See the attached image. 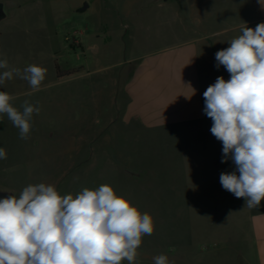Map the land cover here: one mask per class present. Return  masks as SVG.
<instances>
[{"label":"rangeland","instance_id":"1","mask_svg":"<svg viewBox=\"0 0 264 264\" xmlns=\"http://www.w3.org/2000/svg\"><path fill=\"white\" fill-rule=\"evenodd\" d=\"M151 1L60 0L16 17L14 31L0 38V59L21 70L42 66L47 74L41 90L30 96L28 82L18 77L0 85L16 97L17 108L28 100L41 109L33 114L27 139L0 114V147L7 153L0 159V184H52L61 196L74 198L84 188L109 185L153 217L154 232L142 236L135 264H154L162 253L170 264H227V254L234 255L244 241L227 246L237 234L222 236L216 217L206 211L207 166L191 154L206 142H221L210 131L211 118L143 131L117 116L120 72L132 46L141 52L168 46L186 26L198 24L189 18L195 0ZM84 2L90 3L88 11L75 13ZM206 2L199 3L206 14L200 27L216 32L241 21L236 0ZM113 115L117 122L107 126Z\"/></svg>","mask_w":264,"mask_h":264},{"label":"clouds","instance_id":"2","mask_svg":"<svg viewBox=\"0 0 264 264\" xmlns=\"http://www.w3.org/2000/svg\"><path fill=\"white\" fill-rule=\"evenodd\" d=\"M241 33L215 53L216 67L224 66L230 79L219 76L207 88L203 111L223 144L221 162L235 164L220 174L222 187L253 209L264 200V23L254 29L244 23ZM0 70V85L18 77L28 82L29 96L41 90L47 74L35 64L10 67L7 59H0ZM15 99L0 91V114L27 139L41 109L28 100L17 108ZM6 158L0 147V159ZM153 232V217L109 185L84 188L74 198L52 184H30L19 197L0 199V264H135L142 236ZM153 261L170 264L163 253Z\"/></svg>","mask_w":264,"mask_h":264},{"label":"crops","instance_id":"3","mask_svg":"<svg viewBox=\"0 0 264 264\" xmlns=\"http://www.w3.org/2000/svg\"><path fill=\"white\" fill-rule=\"evenodd\" d=\"M58 1L0 0L6 14L0 22V38L14 31L12 28L16 17L30 13L39 5ZM167 1L152 0L151 3L164 5ZM228 1L231 3L234 0ZM236 2L237 15L241 21L233 26L216 32L200 27L206 17L201 9L207 2L195 0L191 4L189 18L198 24H195V28L186 26L184 32L176 34L173 44L153 49L146 46L142 52L140 47L133 45L130 58L120 72L116 102L118 119L122 118L124 124L136 125L143 131L184 125L190 127L194 123L207 121L209 117L203 111V93L216 82L217 77L230 79L224 66L216 67L215 53L228 48V42L242 34L244 23L253 29L264 23V0ZM216 36H220V39L215 40ZM2 46L0 43V48ZM116 122V116L113 115L107 126ZM105 131H98V139ZM190 144L195 145V142ZM204 145V150L193 149L191 154L197 158L196 161L204 162L207 166L206 196L209 204L206 211L218 220L215 225L219 224L222 236L233 232L237 234L235 238L232 236L227 240L228 247L232 243L244 241L243 246L240 243L236 245L234 255L227 254V264H264V200L258 208L250 209L245 207V198H236L225 190L220 183V174L234 171L235 164L231 160L221 162L222 142H206ZM201 153L205 155L204 161H200ZM0 189L11 191L17 197L23 190L1 184ZM230 239H235V242Z\"/></svg>","mask_w":264,"mask_h":264},{"label":"water","instance_id":"4","mask_svg":"<svg viewBox=\"0 0 264 264\" xmlns=\"http://www.w3.org/2000/svg\"><path fill=\"white\" fill-rule=\"evenodd\" d=\"M90 8V3L84 2L81 6L77 7L74 12L77 14H83L88 11ZM6 17L5 10L3 7V4L0 2V22ZM10 195H14L13 192L5 190V189H0V199L6 198Z\"/></svg>","mask_w":264,"mask_h":264},{"label":"trees","instance_id":"5","mask_svg":"<svg viewBox=\"0 0 264 264\" xmlns=\"http://www.w3.org/2000/svg\"><path fill=\"white\" fill-rule=\"evenodd\" d=\"M59 76H60V74H59Z\"/></svg>","mask_w":264,"mask_h":264}]
</instances>
